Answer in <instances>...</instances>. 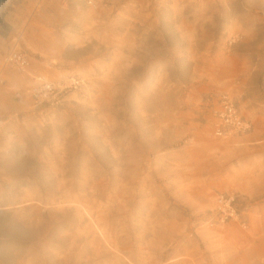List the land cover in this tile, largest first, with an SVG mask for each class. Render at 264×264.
Listing matches in <instances>:
<instances>
[{"label": "rangeland", "instance_id": "obj_1", "mask_svg": "<svg viewBox=\"0 0 264 264\" xmlns=\"http://www.w3.org/2000/svg\"><path fill=\"white\" fill-rule=\"evenodd\" d=\"M0 58V264H264V0H6Z\"/></svg>", "mask_w": 264, "mask_h": 264}, {"label": "bare ground", "instance_id": "obj_2", "mask_svg": "<svg viewBox=\"0 0 264 264\" xmlns=\"http://www.w3.org/2000/svg\"><path fill=\"white\" fill-rule=\"evenodd\" d=\"M6 1V0H4ZM3 2L0 3V5L2 4ZM39 9V8H38ZM46 13V12H45ZM48 21L50 20L49 17L46 18ZM34 38V35H30V39L33 40ZM39 50H40V54L44 55L45 56V60H43L42 64H39V67H38V70L37 72L39 74H37L38 76H35V79L36 81H34L31 73H28L26 75H24L22 77V79H20V82L18 84V91L19 93L21 94V103L18 104V103H15L14 106L18 109V110H22L26 107H33L34 108H37L39 109V106L40 104L39 103H36L34 102V95L35 96H38L40 95L39 93H41V90L44 86V84L46 85V87H49L52 88L53 86L55 85H58V82H55L57 80H48V79H44L42 77H45L47 72H49V63H57L58 62V59L55 61L54 60V57L53 55H55L56 53H52V55L50 53H47L46 51L44 52L43 51V48L41 46L38 47ZM90 59V56L89 55H85L84 58H83V62L82 63H87V61ZM16 60V59H15ZM3 61V62H2ZM12 61H14V59H12ZM17 61V60H16ZM28 62H30V60H27ZM86 61V62H84ZM0 63H3L6 65L8 64L7 63V60L5 59H2L0 58ZM11 64V63H10ZM83 65V64H82ZM53 66V65H52ZM1 69H2V65H0V78L2 77V72H1ZM25 70H29L28 68H25ZM52 70V69H51ZM50 70V72H51ZM49 72V73H50ZM44 76H43V75ZM28 75V76H27ZM18 82V80H17ZM16 82V83H17ZM7 103L10 104V101L9 99H7ZM12 104H10L11 106ZM3 264H6V262L3 260L2 261Z\"/></svg>", "mask_w": 264, "mask_h": 264}, {"label": "built area", "instance_id": "obj_3", "mask_svg": "<svg viewBox=\"0 0 264 264\" xmlns=\"http://www.w3.org/2000/svg\"><path fill=\"white\" fill-rule=\"evenodd\" d=\"M47 89H49V87H47ZM220 121L224 126L229 127L230 129L245 130L248 128L245 121L239 115L236 107L230 102H225ZM223 133L224 132L221 128L218 129V135L221 136ZM216 210L219 212L223 220L238 219L239 213L235 207L233 197H226L224 195L220 196L217 200Z\"/></svg>", "mask_w": 264, "mask_h": 264}, {"label": "water", "instance_id": "obj_4", "mask_svg": "<svg viewBox=\"0 0 264 264\" xmlns=\"http://www.w3.org/2000/svg\"><path fill=\"white\" fill-rule=\"evenodd\" d=\"M4 0H0V3L3 2Z\"/></svg>", "mask_w": 264, "mask_h": 264}]
</instances>
